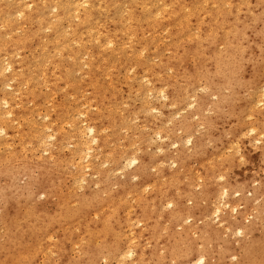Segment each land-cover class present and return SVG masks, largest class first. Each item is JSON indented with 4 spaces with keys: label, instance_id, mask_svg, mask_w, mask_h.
Masks as SVG:
<instances>
[{
    "label": "bare ground",
    "instance_id": "obj_1",
    "mask_svg": "<svg viewBox=\"0 0 264 264\" xmlns=\"http://www.w3.org/2000/svg\"><path fill=\"white\" fill-rule=\"evenodd\" d=\"M253 21L264 25V0H0V106H8V111L0 110V133H19V147L32 143L30 150H35L43 145L51 162L46 158H42L41 162H49L51 166L40 171L36 186L48 199L56 198L51 215L40 211L38 216L35 215L37 217L33 215L35 218L31 219L32 213L30 218L22 216L21 219L13 210L2 215L1 235L4 239L0 243V264H98L101 258L105 260L104 264H112V261L114 264H131L129 259L134 252L138 254V250L133 245V231L128 237L125 230L132 229L138 219H143L144 211L147 213L149 210L153 217L159 216L158 210L167 202L170 210L164 214L162 211L160 217L169 228L181 226L185 218L195 216L198 200L205 191L194 194L193 182L183 181L179 175L171 179L176 193L166 192L163 185L156 181L148 196L138 197L136 206H142L139 209L143 210L135 214L125 202L124 189L120 184V191L108 197L104 193L105 199H98L94 206L90 202L86 205L91 196L85 201L72 188H65L67 173L64 167L74 169L69 175L72 183L76 184L83 181L81 170L85 160L86 167L96 166V157L108 164L118 162L122 167L124 164L121 161L124 160L125 165L133 166L137 162L134 157L113 158V153L121 154L124 150V147H114L116 139L122 136L121 129L129 130L126 121L113 118L114 109L129 98H138L142 100L141 104H146V97H150L147 92L161 94L165 107L170 105L169 101L179 106L185 99L193 97L194 89L201 81H204L203 88L219 92L232 80L234 71L242 69L239 58L264 52V40L262 49L255 50L254 40L246 28V23ZM160 33L171 35L168 45L170 56H158L155 64L148 63L146 58L147 61L137 60L140 52L146 51L143 49L147 45L156 52L162 49L158 39ZM144 34H148L147 40L143 38ZM189 62L192 66L187 68ZM130 65H134L135 70L130 77H126L124 71ZM263 68L264 56L253 65L249 87L258 85L261 79L258 71ZM167 71L171 74L166 75ZM141 79H146V84H140ZM120 84H124L125 98L121 95ZM40 87L45 89L44 93H41ZM164 88L169 90V95ZM85 93L89 95L83 97ZM57 94L63 99L70 96L83 101L75 105L69 102L56 106L50 121L38 123L35 120L40 115L38 105L44 101L53 103ZM28 98L36 101L32 108L25 106ZM203 100L202 96L201 107ZM144 104L141 105L143 110L146 109ZM238 104L232 113L237 114L241 109L242 103ZM16 105L20 106L19 111L14 110ZM92 108L95 111L91 112ZM197 111L196 107L193 114H200V108ZM10 115L12 120L7 121L5 117ZM47 117L45 114L42 118ZM13 122L22 128L19 132L12 131ZM51 124H57V128ZM47 128L53 132L52 135H46ZM100 129L108 133L97 136ZM54 134L56 140L48 143L46 140L53 141ZM11 139L12 136L1 142L10 146ZM92 148L94 154H91ZM15 158H20L15 152L0 156V164L14 165ZM200 161L205 162L201 180H198L203 188L220 180L225 161ZM140 188L138 183L129 192L135 195ZM228 194L227 189L222 187L220 197L225 198ZM185 197L193 200L190 209L184 204ZM146 224L145 227L148 226ZM187 230L183 232L186 234ZM55 233L56 240L51 243ZM150 235L152 237V233ZM173 240L172 244L175 243ZM155 248L152 245L151 254L155 253ZM70 251L77 252L79 256L76 260L70 259ZM194 253L196 250L183 253L177 260L175 257L174 264H189ZM247 256L246 253L245 260ZM203 260L200 258L195 264H202Z\"/></svg>",
    "mask_w": 264,
    "mask_h": 264
},
{
    "label": "rangeland",
    "instance_id": "obj_2",
    "mask_svg": "<svg viewBox=\"0 0 264 264\" xmlns=\"http://www.w3.org/2000/svg\"><path fill=\"white\" fill-rule=\"evenodd\" d=\"M246 28L254 40V47L257 48L255 50L259 51L263 46L264 25L259 21H253L246 23ZM143 38L147 40L148 34H144ZM158 39L159 43L162 44V49L156 52L153 47L147 45L143 49L146 51H141V56L137 60H145L144 58H146L148 61H145L155 64L158 56H170L168 45L171 41V35L169 33H160ZM150 40L151 38L148 39V42ZM136 45L138 46L139 43ZM263 56L264 52H260L258 55L242 56L238 59V63L242 64V69L234 71L232 80L226 83L219 92H212L203 88L205 87L204 81H201L194 89L192 96L195 97L191 96L192 98L185 99L179 106L169 101L170 105L165 107V100H163L161 94L160 97L159 93L157 95L150 94L149 92H147V96L150 97H146V104L143 103L146 105L145 110L141 108V105H143L141 104L142 100L139 101L138 98H136L137 100L129 98L125 103H120L114 109L113 118L116 117L126 121L129 130L121 129L120 133L122 136L116 139L114 147L120 149L124 147V150L121 154L113 153V158L115 160L122 157H134L137 162L133 166L125 165L124 160L121 161V164H124L122 167L119 166L118 162L108 164L104 163L100 157H96L94 162L96 166L86 167L87 160H85V164L84 161V165L82 164L85 167H82L81 170V180L83 181H79L76 184L72 183L69 175L72 174L74 169L69 166L64 167L67 173L65 174V188H72L76 191L77 195L83 196L85 201L91 196L89 198L91 200L85 202V204L90 202V205L94 206L95 201L97 203L98 199H105V196L108 197L120 191L118 188L121 186L124 189L122 190L125 202L135 214L139 210H143L139 209L142 206L137 205L138 208L136 206L138 197L148 196L156 181L157 184L163 185L166 192L176 193L173 190L174 183H171V179L175 175H179L181 176V180H191L193 182L192 192L194 194L205 191L203 192L204 195H201L198 200L197 210L194 213L195 216L188 219L185 218L187 224L184 221V224H181V226L169 228L163 223V218L160 215L162 211L163 214L169 212L170 207L167 206V202H164L163 208L158 210L159 216L153 217L152 212L149 210H147L148 214L146 211L142 212L144 214L143 219H145H138L132 229L125 230V236L129 234L128 237L131 236L130 233L133 231L131 233L134 234L133 245H136L135 247L138 250V254L134 252L133 257L129 259L131 264L132 262L134 264H171L170 262L174 264V261L181 258L183 253L191 250L194 252L196 250V253L192 255L189 264H195L200 258L204 259L202 264H245L247 260L248 263L246 264H264V68L262 71H258L261 75L258 85L255 88H251L248 85V80L253 72V65L257 61H260ZM191 66L192 62H189L187 68ZM134 70V65L128 66L126 71H124L126 72V77H130ZM170 74L169 71L166 72V75ZM119 78L121 79L120 76ZM139 83L146 84V79H141ZM120 85L121 95L125 98L124 84ZM40 89L41 93L45 92L43 87H40ZM164 89V92L169 95V90ZM216 92L217 95H215ZM207 93L210 96L207 97ZM88 95V93H85L83 97ZM202 96L205 99L202 102V107L205 104L207 105L203 108L199 106ZM81 101L83 99L79 97L74 98L69 96L63 99L60 94H57L53 98V103L44 101L40 106L38 105L40 115L36 116L35 120L40 124H45L52 119L56 106L69 102L75 105ZM238 102L242 103L241 109L237 114H234L232 111L239 106ZM35 103V100L32 101L28 98L25 106L32 108ZM196 107L197 112H199V108L201 110L200 114L197 113L198 115L193 114L194 111L196 112ZM0 110L3 112L8 111V106L6 108L1 105ZM14 110L19 111L20 106L16 105ZM91 110V112L95 111L94 108ZM45 114L49 117L43 119L42 117ZM5 119L10 121L12 120V116H6ZM184 124L188 125V128ZM51 125L57 128V124ZM65 128L67 129V126ZM21 129L16 122L12 123V131L19 132ZM45 132L47 136L53 133L48 128ZM107 133L108 131L100 129L96 135H105ZM140 134L142 136L138 137ZM54 135L53 141H46L53 143L57 137L56 134ZM10 136H12L10 146L1 142V140H9ZM123 137H126V139L124 140ZM18 138L19 133L16 132H13L11 135L0 133V156L9 155L11 152H15L20 156V158H15L14 165L9 163L0 164V243L3 241L2 238L4 239L1 228L2 215L9 214L13 210V213L21 219L30 218L31 214L34 213L31 216L32 219L37 217L41 212L45 211V214L51 215L52 211L55 210L56 198L53 196L48 199L36 186L38 185L40 171L46 170L47 167L50 168L51 166V163H49L51 161L48 159V151H45L43 145L35 150H30L32 143L19 147ZM189 139L190 142L188 144ZM131 140H135V142H127ZM194 141L197 142L194 143ZM164 145H168V147L165 149L163 148ZM179 150L183 153L181 151L180 153ZM94 153L92 148L91 154ZM193 155H195V158H193ZM42 158H46V161L49 162H41ZM38 159L40 161H37ZM200 159L217 163L226 162V166L221 173L222 176H219L221 181H213L211 185L203 188V185L198 180H201L205 162H201ZM44 162L50 165L44 166ZM194 181L196 182L194 183ZM138 183L141 187L140 192L138 191L137 194L132 195L129 189ZM101 186L106 189L103 190ZM222 187L227 189L231 195L228 194L225 198H221ZM1 188L3 189L2 191ZM95 191H99V193H96L98 195L94 194ZM2 195L4 197H1ZM246 201L248 202L246 203ZM184 204L187 209H190L193 200L185 197ZM28 212L30 215H28ZM26 215L28 216L25 217ZM33 215L37 216L34 217ZM22 216L24 217L22 218ZM152 221H154L155 225ZM146 223L148 224L147 227H145ZM154 226L156 227L155 229ZM233 227L235 229H232ZM186 228L188 230L185 234L183 231ZM169 229L171 230L169 231ZM151 233L152 237L151 235L149 236ZM56 235L57 233L52 237L51 243L56 240ZM170 239H174L175 243L172 244L173 242ZM122 241H124L123 238H121ZM152 245L156 247V251L154 250L155 253L151 254ZM174 245L176 246L172 247ZM169 248H171V251ZM167 251H170V253ZM173 253H175L174 257H169ZM246 253L248 256L245 260ZM68 254L72 260H76V256H79L77 252L73 251H70ZM156 255L159 261L158 259L156 260ZM139 256H141L140 259H138ZM103 260L102 258L99 259L98 264H104L105 260ZM114 263L112 261V264ZM79 264L85 263L79 262Z\"/></svg>",
    "mask_w": 264,
    "mask_h": 264
}]
</instances>
